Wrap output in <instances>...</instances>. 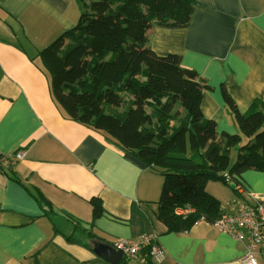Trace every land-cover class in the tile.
<instances>
[{
    "label": "crops",
    "instance_id": "obj_1",
    "mask_svg": "<svg viewBox=\"0 0 264 264\" xmlns=\"http://www.w3.org/2000/svg\"><path fill=\"white\" fill-rule=\"evenodd\" d=\"M79 14L78 0H0V154L23 153L0 171V264H113L99 246L144 236L162 258L140 250L114 264H240L247 234L237 239L202 218L168 230L157 216L162 175L53 98L39 52ZM147 38L157 55H178L209 86L201 110L219 134L239 133L222 86L241 113L264 112V0H195L186 27H152ZM236 155L232 148L231 163ZM240 182L209 180L205 190L221 212L234 213L249 193L264 197V170L246 169ZM180 209L182 216L194 211Z\"/></svg>",
    "mask_w": 264,
    "mask_h": 264
},
{
    "label": "trees",
    "instance_id": "obj_2",
    "mask_svg": "<svg viewBox=\"0 0 264 264\" xmlns=\"http://www.w3.org/2000/svg\"><path fill=\"white\" fill-rule=\"evenodd\" d=\"M78 2L76 23L39 52L53 98L71 118L104 131L162 175L157 216L168 230L184 231L201 218L213 224L221 208L205 184L242 187L243 171L264 170V112L251 106L241 113L222 86L239 133L219 134L201 110L209 86L178 55L150 48L148 29L186 27L195 0ZM185 206L194 211L176 213ZM99 212L94 201L93 216ZM141 251L149 255L150 247Z\"/></svg>",
    "mask_w": 264,
    "mask_h": 264
},
{
    "label": "built area",
    "instance_id": "obj_3",
    "mask_svg": "<svg viewBox=\"0 0 264 264\" xmlns=\"http://www.w3.org/2000/svg\"><path fill=\"white\" fill-rule=\"evenodd\" d=\"M22 152L17 151L15 155L6 156L0 154V171L3 167L14 165L16 160L22 157ZM249 201H240L237 211L234 213H223L215 219L213 225L237 239L244 240L247 234L249 247L241 258L240 264H258L257 248L264 252V197L249 193ZM177 214L184 215L182 209L176 210ZM187 213V212H186ZM150 247V256L159 260L164 251L152 242V238L144 236L139 240H117L113 247L127 257L135 256L144 246Z\"/></svg>",
    "mask_w": 264,
    "mask_h": 264
},
{
    "label": "water",
    "instance_id": "obj_4",
    "mask_svg": "<svg viewBox=\"0 0 264 264\" xmlns=\"http://www.w3.org/2000/svg\"><path fill=\"white\" fill-rule=\"evenodd\" d=\"M231 187H235L234 184H230ZM100 250H97L99 255L110 261L111 263H117L122 258V252L108 247L107 245L99 246Z\"/></svg>",
    "mask_w": 264,
    "mask_h": 264
},
{
    "label": "rangeland",
    "instance_id": "obj_5",
    "mask_svg": "<svg viewBox=\"0 0 264 264\" xmlns=\"http://www.w3.org/2000/svg\"><path fill=\"white\" fill-rule=\"evenodd\" d=\"M233 155H234V150H232V152H231L232 159H233Z\"/></svg>",
    "mask_w": 264,
    "mask_h": 264
}]
</instances>
